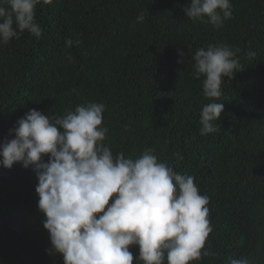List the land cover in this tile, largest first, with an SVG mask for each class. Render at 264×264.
I'll return each mask as SVG.
<instances>
[{"label":"trees","instance_id":"1","mask_svg":"<svg viewBox=\"0 0 264 264\" xmlns=\"http://www.w3.org/2000/svg\"><path fill=\"white\" fill-rule=\"evenodd\" d=\"M231 4V19L217 29L185 15L190 0H40L42 35L25 31L0 44V143L30 109L54 121L103 103V143L114 156L151 148L210 198L205 249L215 254L190 264L228 256L264 264V0ZM66 39L81 43L69 48ZM210 44L239 49V68L222 83L217 130L202 136L200 112L210 101L192 57ZM37 184L31 167H0V264H63L50 254ZM129 250L135 264L139 246Z\"/></svg>","mask_w":264,"mask_h":264},{"label":"clouds","instance_id":"2","mask_svg":"<svg viewBox=\"0 0 264 264\" xmlns=\"http://www.w3.org/2000/svg\"><path fill=\"white\" fill-rule=\"evenodd\" d=\"M38 3L0 0V44L25 31L37 38L42 35L35 20ZM184 11L188 18L219 29L231 19L232 4L231 0H190ZM143 20L141 13L137 21ZM73 43L81 41L66 39V47ZM238 52L210 44L192 57L196 78L204 77L203 95L210 101L200 112L202 136L219 126L213 122L224 105L216 101L225 77L238 71ZM178 53L177 63H183L185 53ZM104 111L103 103L88 102L53 121L30 109L9 130L14 138L0 143V167L10 169L20 163L36 174L38 209L50 234V254L62 255L63 264H133L132 245L139 246L135 264H190L214 255L205 249L213 231L210 198L200 194L195 178L174 171L151 148L135 158H126L123 152L114 156L103 143L108 133L102 126ZM225 264H250V260L228 256Z\"/></svg>","mask_w":264,"mask_h":264}]
</instances>
